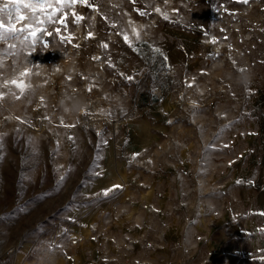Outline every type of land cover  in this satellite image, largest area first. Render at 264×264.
I'll list each match as a JSON object with an SVG mask.
<instances>
[{
	"label": "rangeland",
	"instance_id": "374dc122",
	"mask_svg": "<svg viewBox=\"0 0 264 264\" xmlns=\"http://www.w3.org/2000/svg\"><path fill=\"white\" fill-rule=\"evenodd\" d=\"M24 2L0 11L26 17L0 39L3 264H264V0Z\"/></svg>",
	"mask_w": 264,
	"mask_h": 264
},
{
	"label": "snow or ice",
	"instance_id": "6c2138e0",
	"mask_svg": "<svg viewBox=\"0 0 264 264\" xmlns=\"http://www.w3.org/2000/svg\"><path fill=\"white\" fill-rule=\"evenodd\" d=\"M133 2H135V0H133ZM244 2H247V0H244ZM23 3V6L25 8H32V11L34 12L36 10L34 5H31L30 3L24 2V0H4L3 6L0 7V11H4L7 10L9 8V5H15V4H21ZM56 3L60 4L61 7H63L65 4H68L69 6L72 4H85V5H89V0H56ZM39 6L41 9H46V8H51L52 7V3L51 0H39ZM59 11V9H54L51 13H48L45 11V15L48 16L49 21H52L53 17L56 15V12ZM157 12L160 11L159 8L156 9ZM139 14L141 16L145 15L144 12H139ZM74 15V23L75 24H79L81 20H83L84 18L82 16L76 15L75 13ZM164 19H168L167 14H162ZM26 20V17L23 14H19L17 11H8V21H5L4 19H0V39H2L5 35H7L8 33H14L16 31H23L24 29L22 28H17L14 26V24L12 23L13 21H24ZM37 23H43V21H37ZM58 23L64 25L65 27H67V19L63 18L60 19L58 21ZM43 31V30H41ZM132 33L133 35L136 37L137 40L140 39V32L137 30V28L135 26L132 27ZM29 34L30 36L33 38V41H35V38L37 37V31L34 28H29ZM52 33H49V35H51ZM57 34H59V30L57 29ZM91 33H89V37H91ZM72 37L69 36L67 38L68 42H71ZM123 39L125 41V43H128L129 46L131 47V40L128 36L127 33L123 34ZM65 37H61V41L64 42ZM215 43V41H213ZM102 47L107 48L108 45L105 43L102 45ZM157 51H159L157 49ZM96 59H99L98 57ZM20 77H27L29 75V71L25 70L20 72ZM129 79H131V77H129ZM9 83H11L12 85H15L17 88L20 89L21 94H23L25 92V90L27 88H30L29 84H26L24 82L23 79L17 80V79H12L11 81H5L3 86H7ZM114 187H120V186H114ZM107 194V191L106 193Z\"/></svg>",
	"mask_w": 264,
	"mask_h": 264
},
{
	"label": "built area",
	"instance_id": "2783aa9c",
	"mask_svg": "<svg viewBox=\"0 0 264 264\" xmlns=\"http://www.w3.org/2000/svg\"><path fill=\"white\" fill-rule=\"evenodd\" d=\"M0 264H3L2 257L0 256Z\"/></svg>",
	"mask_w": 264,
	"mask_h": 264
}]
</instances>
